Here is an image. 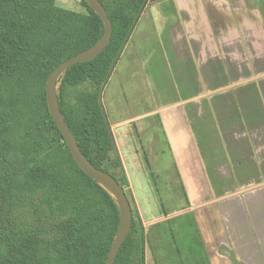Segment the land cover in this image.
I'll return each mask as SVG.
<instances>
[{
  "label": "crops",
  "instance_id": "0c3cea01",
  "mask_svg": "<svg viewBox=\"0 0 264 264\" xmlns=\"http://www.w3.org/2000/svg\"><path fill=\"white\" fill-rule=\"evenodd\" d=\"M115 86L145 264H264V0H147Z\"/></svg>",
  "mask_w": 264,
  "mask_h": 264
},
{
  "label": "trees",
  "instance_id": "16d2710c",
  "mask_svg": "<svg viewBox=\"0 0 264 264\" xmlns=\"http://www.w3.org/2000/svg\"><path fill=\"white\" fill-rule=\"evenodd\" d=\"M113 24L97 56L59 78L61 113L81 152L112 174L132 207L113 264H145V226L101 100L147 0H100ZM56 0H0V264H106L122 221L113 194L74 160L46 101L63 61L92 47L105 24ZM86 85L73 99L67 86ZM114 169L118 172H112Z\"/></svg>",
  "mask_w": 264,
  "mask_h": 264
},
{
  "label": "water",
  "instance_id": "95a60500",
  "mask_svg": "<svg viewBox=\"0 0 264 264\" xmlns=\"http://www.w3.org/2000/svg\"><path fill=\"white\" fill-rule=\"evenodd\" d=\"M94 11L99 14L104 21L105 31L103 36L87 50L70 57L60 63L49 75L46 82V101L51 115L53 116L60 132L64 136L69 146L75 162L90 176L96 179L105 188L111 187L110 191L118 201L121 207L122 221L117 231L109 251L106 264H113L115 256L125 241L132 224V207L129 202L127 193L121 183L109 172L96 167L80 150L76 139L65 122L64 115L61 113L57 98V83L61 75L73 64L87 61L103 51L109 44L112 36L113 24L108 12L100 0H86Z\"/></svg>",
  "mask_w": 264,
  "mask_h": 264
},
{
  "label": "rangeland",
  "instance_id": "374dc122",
  "mask_svg": "<svg viewBox=\"0 0 264 264\" xmlns=\"http://www.w3.org/2000/svg\"><path fill=\"white\" fill-rule=\"evenodd\" d=\"M56 4L60 7L63 8H68L74 11H78V12H87L86 7L83 5L82 0H56ZM86 87V85H75V86H67L63 89V93L65 95L66 98L68 99H73L75 97V94L77 91L84 89ZM118 86H115L114 88L111 87V91H109V94H111V96L109 95L110 99L109 101L106 98V102L104 103L103 101V105L105 107V111L109 112V111H113L115 112V109L118 108L120 105H122V97H123V92L120 89L117 88ZM130 84L127 86L128 90L130 88ZM57 94L61 92V88H60V81L58 80L57 83ZM134 91V90H133ZM148 87L146 85V81L145 83L140 86L137 87V94L144 96L145 94L148 95ZM139 103H133L130 105V108L132 110L131 113H135L137 115H141V114H145L147 113L146 111L150 110V108L154 107L153 101L152 102H142V101H138ZM122 107V106H121ZM129 112V114H131ZM116 114V112H115ZM125 114V113H123ZM112 172H116L118 174L117 171H115L114 169L111 170ZM133 194V193H132Z\"/></svg>",
  "mask_w": 264,
  "mask_h": 264
},
{
  "label": "bare ground",
  "instance_id": "6f19581e",
  "mask_svg": "<svg viewBox=\"0 0 264 264\" xmlns=\"http://www.w3.org/2000/svg\"><path fill=\"white\" fill-rule=\"evenodd\" d=\"M110 191H112L113 189L111 187H107Z\"/></svg>",
  "mask_w": 264,
  "mask_h": 264
}]
</instances>
